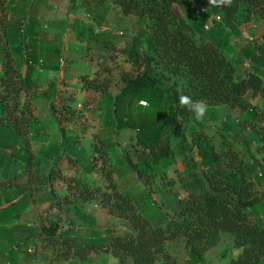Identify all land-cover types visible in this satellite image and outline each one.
<instances>
[{
	"label": "trees",
	"instance_id": "trees-1",
	"mask_svg": "<svg viewBox=\"0 0 264 264\" xmlns=\"http://www.w3.org/2000/svg\"><path fill=\"white\" fill-rule=\"evenodd\" d=\"M8 1L0 0V6ZM110 1L123 15H135L141 24L142 31L130 35L123 48L132 69L122 73L123 84L116 94L110 91L108 76L100 79V74L111 68L100 61L95 69L97 75L84 74L80 80L87 89L99 93V106L109 113L113 129L103 144L86 157L76 136L63 124L76 115L73 105L76 97L64 93L52 82L49 105L61 135L56 147L55 140L49 145L44 142L40 152L46 156L56 152L61 156L67 154L81 175H94L101 170L108 178L106 188L102 189L93 180L86 181L79 189L81 199L87 202L98 196L111 213L127 219L133 230H120L114 225L82 228L69 218H66L69 226L65 228L60 221L52 220L41 229H33L17 251L22 249L27 254L41 238H47L65 244V257L73 249L81 259L93 251H110L118 264H154L161 256L167 259L169 240L183 238L188 254L184 264H204L206 251L226 231L233 236L237 255L231 264H264V109L259 111L252 103L258 97L264 98V33L242 45L239 40L244 34V23L254 16L264 20V0H233L231 6H214L209 0ZM71 3L68 13L77 8V0ZM27 5L26 19L6 23V42L0 41V148L6 154L4 158L11 161L28 157L26 170L31 167L33 154L21 123L17 124V117L13 115L19 94L35 84L36 67L48 50L47 32L41 20L35 19L39 2L30 0ZM92 9L87 6L83 12L89 13ZM78 23H67L72 34L77 25L86 26L85 21ZM2 24L0 21V31ZM97 25L100 28L95 40H102V50L123 39L121 35L113 36L111 28L104 23ZM50 52L59 55L62 50L55 46ZM235 56L247 68L246 74L238 79ZM19 61L24 62V73ZM55 68L59 70L57 65ZM180 95H188L194 101L203 100L211 107L239 108V112L232 114L236 129L227 121L230 118L221 124L210 123L212 115L202 121L195 120L193 113L179 106ZM11 99L15 102L13 106ZM29 108L25 100L23 111ZM212 129L216 133L210 134ZM122 130H129L133 155L123 151L113 155L116 140L106 141L111 133L117 139ZM5 147L12 151L7 152ZM176 156L185 168L176 177L169 178L162 164ZM117 157L120 165L129 168L143 183L141 199L118 189L113 179L114 171L121 169V166L116 168L114 158ZM100 159L110 167L99 166ZM199 160L212 186L228 197L211 195L199 173ZM61 172L54 162L48 175L34 173L33 180L38 187L23 185L20 189H25L21 191L24 194L17 197L0 192V225L10 222L12 217L20 218L40 193L50 196V207L61 205L63 210V205L57 204L53 186L55 177L62 180L65 176ZM18 175L17 172L6 174L9 179ZM70 181L74 188L78 187L76 184L80 186L78 177L72 176ZM178 190L184 192L183 197L177 194ZM152 193L159 194L161 199L154 200ZM170 193L176 194L172 200ZM2 198H6L7 204L14 202L5 205ZM72 200L66 193L63 201L72 205ZM148 209L158 218L157 223L146 216ZM13 252L14 248L9 256Z\"/></svg>",
	"mask_w": 264,
	"mask_h": 264
},
{
	"label": "rangeland",
	"instance_id": "rangeland-1",
	"mask_svg": "<svg viewBox=\"0 0 264 264\" xmlns=\"http://www.w3.org/2000/svg\"><path fill=\"white\" fill-rule=\"evenodd\" d=\"M106 9L109 14L114 11H119L117 7L92 9V11L94 13L99 10V13L102 14ZM92 11L90 12L92 13ZM123 17L121 19V17L114 16V18L105 24V26L111 28L113 36L121 35L123 38L114 42L113 45L108 47L105 51L101 49V46H104L102 40H95L96 32H99L98 30L100 28L97 24L101 22V19L96 15L86 18L85 24L87 27L81 25L83 30L77 25L76 32L73 34L72 32L69 33L70 28H68V26L65 29L62 28L59 30H56L55 28V31L54 29H51V27H48L47 36L48 34H51L52 37L47 38L46 46L48 50L43 53L42 63L40 62V65H37L39 67V74L36 75V82L31 89L19 94L18 105H16L17 109L15 110V115H13L14 118L17 117V124L19 122L21 123L20 128L28 139L29 144H27V146L33 154V162L31 167L26 170L25 167L28 163V157H17L18 160L11 161L9 158H4L6 157V154L0 148V192H4L5 195L9 194L11 197H17L21 193L22 190L20 187L23 185L38 187L39 184L34 183L33 181L34 173L48 175L55 162V168L60 167L62 171L61 173L65 175L64 177L61 176L62 180H57L56 177L55 180L53 179L56 201L58 202L57 204L63 205V210L60 209L61 205L50 207L49 203L51 202H49L50 196L48 194H36L34 213L31 212V205V210L28 214L20 218L12 217L10 222L0 225V236L3 235V232L5 231L9 236L12 235L13 237L11 241L2 240V242H0V264L6 263V259H9V251L13 248L15 249V252L11 253L12 256L15 257L20 255V252L17 250L18 246L24 239V233L20 230V226L25 229L28 226V222H33L40 228L50 221L55 220L60 221L62 225L67 228L69 226L67 219L69 218L75 221L74 223H76V225H82L83 227L91 225H114L118 226L120 230H133L132 224L127 219L111 213L107 207L101 204L98 196L87 202L81 199L79 189L84 183H86V181L93 180L96 185H102V189L106 188L105 183L108 178L104 176L105 174L102 173L101 170L94 175H81L67 154L61 156L56 152L46 156L44 153L42 154L40 152V146L44 142L51 141L52 143L55 140L56 147V145H58L57 142L59 143V136L61 135L59 124H57L53 119V116H51L52 112L49 105V94L52 92V82L55 83L64 93H71L76 97V100L73 103L76 108V115L69 118V120L64 121L63 124L69 133H73L76 136L78 144L83 148V153L86 157H90L95 148L103 144V139H105L106 135L113 129L112 124L109 121V113L106 109H101L99 106V101L101 100V98L98 97L99 93L95 92V90L87 89L80 78L84 74H87L89 77L97 75L95 69L100 61L106 66L111 67L107 72L100 74V79H103L104 76H108L111 80L110 91L114 94L119 91L123 84L121 77L122 73L128 72L132 69L126 54L123 52V48L125 47V44H127L126 39H130V35H135L142 31L140 21L135 15L124 14ZM108 19L109 18H107V20ZM4 25L6 24H2V30L4 29ZM45 26L46 25L44 24L43 29L44 31H47ZM243 29L244 34L239 38L241 45L246 41H255L262 33H264V20L258 16H254L250 21L243 24ZM120 31H122L123 34H121ZM0 41L2 44L6 42L3 37L0 38ZM55 46L62 50L59 55L50 52ZM49 48H51V50H49ZM233 60L237 70L236 78L238 79L246 74L247 68L238 56L233 57ZM19 62H21L22 68H24V62ZM56 65L59 67V70L55 68ZM0 70H2L1 64ZM49 74L52 75L51 78ZM23 99L28 100L30 106L29 110H26V112L23 111ZM11 103L13 106L15 102L11 99ZM252 103L257 105L259 111H263V97L254 99ZM144 105L148 106L147 104ZM207 106L205 117L207 115L213 116L211 121H209L210 123L221 124L222 121L230 118L227 121L231 122L233 126L236 124L232 114L234 115L239 112V108H230L227 105L211 107L207 104ZM234 127L236 129V126ZM128 131L122 130L117 135V139L114 138V134L111 133L110 138L106 139L108 143L116 140V148H114L113 155L117 156V154H121L122 151L129 152L133 155L134 152L131 149L132 139H130V133ZM214 133L216 132L212 129L210 134ZM188 135L190 136V132H188ZM190 139L193 141L192 138ZM104 145L107 147L106 143ZM5 150H8L7 152L12 151L11 148L7 147H5ZM21 153L25 155V151ZM114 159L116 161V168L119 169L121 166V169H119V171L115 170L113 175V179L117 182L118 189L121 192L141 199L144 196L143 183L140 182L134 172L129 168L126 167V169L123 168V164L120 165L118 157ZM197 159L199 158L197 157ZM88 162L89 159L86 158V163ZM99 166L108 168L109 165L103 163L100 159ZM162 167L167 170L169 178L171 176L176 177L177 174L183 172L185 168L181 158L178 156L172 159L171 162H164ZM11 172H17L19 175L16 178L9 179L6 174ZM72 176L78 177L80 186L76 184L78 187L74 188V186L70 184L72 182L70 181V177ZM24 191L25 189H23L22 192ZM66 193L71 195L73 199L72 201H74L72 205H68L63 201ZM177 194L181 197L184 196V192L180 190H178ZM175 196V193H170L169 198L172 200ZM29 198L25 200H28ZM152 198L158 201L161 199V196L157 193H152ZM5 200L6 198H2V202L6 205L7 202H5ZM63 211H65V213H63ZM77 211H80V213L85 215L86 218L80 217V213L78 214ZM145 214L152 220V222H158V218L153 215L150 209H148ZM91 219L97 220V222H93ZM10 228H14L15 231L10 230ZM39 245L42 247L43 251H38V255L43 253V255L47 254L53 256L57 254L55 252H58V250H67L64 243L60 241L49 242L47 238H41L38 246ZM58 245H63L64 247L55 250V246ZM166 250V253L168 254V257H166L167 259L161 256L154 264H184L188 259L187 249L183 238L169 240ZM225 250L228 251L226 255H224ZM20 251H22V249ZM68 251L69 252H66L68 256L73 254V250ZM109 253L112 254L110 251ZM93 254L97 255L96 251L93 252ZM73 255L77 257L75 252ZM236 256L233 236L231 233L225 231L222 233L221 240L206 251V261L204 264H231L232 259ZM83 259L84 258L81 260ZM111 261H114V264H118V259L115 255L109 256L108 264H111Z\"/></svg>",
	"mask_w": 264,
	"mask_h": 264
},
{
	"label": "crops",
	"instance_id": "crops-1",
	"mask_svg": "<svg viewBox=\"0 0 264 264\" xmlns=\"http://www.w3.org/2000/svg\"><path fill=\"white\" fill-rule=\"evenodd\" d=\"M29 1L30 0H9L7 3L3 4L2 7L0 6V21L5 23V24L8 23L9 21L23 22L26 19L25 11H26V8L28 6L27 4L29 3ZM38 2H39V6H38V11H36V18L35 19L41 20L42 24L46 25L45 28L47 29V31H45V32H48V27H51V29H54V31H55V28H56V30H59L62 28L65 29V28H67L68 22H79L81 24L83 21L86 20V18H88V17L90 18L93 15H96L98 18H100L101 22L104 24L108 23L109 20L114 18V16L119 17V18L121 17V19L124 16L120 11H114V12H111L109 14V13H107L108 12L107 9L102 14L99 13V10L95 11L94 13L92 10H91L92 13L91 12H89V13L83 12V9L86 8L87 6H89L90 8H93V9L115 7L114 4L112 3V1H110V0H106V2L103 4L85 2L84 0H77V3H76L77 8L72 13L67 12V9L69 7L72 8L71 0H38ZM95 13H97V14H95ZM107 18H109V19L107 20ZM69 30H70L69 33H71L72 29L70 28ZM1 37H3V39L6 40L5 28L0 31V38ZM50 37H52V35L48 34V38H50ZM54 37H55V34H54ZM41 61L42 60H40V62ZM38 65H40V64H38ZM24 72H25V67L22 70V73H24ZM37 74H39V67L38 66L36 67L35 78H36ZM49 76H50V78L52 77L51 74H49ZM23 102L25 103V100ZM49 144H51L50 141L46 142V145H49ZM34 183H37V182L34 181ZM13 202L14 201H11L8 204H11ZM30 210H31V208H29V210H27L25 213H23L20 217H23L24 215L28 214L30 212ZM31 212L32 213L35 212V204L32 205ZM91 220L93 221L94 219H91ZM96 222H97V220H96ZM27 224H28V226L25 229H23V227L20 226V230L24 233L23 238H25V239L30 235V233L33 229H41V227L39 228V226H37L33 222H28ZM77 226L83 228L82 225H77ZM10 230L15 231L14 228H10ZM12 238H13L12 235L9 236L4 231L3 235L0 236V242L2 240H5V241L10 240L11 241ZM23 240H22L21 244L24 242ZM39 241L37 242V244H35L34 246H32L31 248L28 249L27 254H25V251L22 250V251H20V253H19L20 255H18V256L13 257V256L7 255L9 259H6L5 264H108L109 263L108 262L109 256L113 255V254H110L108 251L96 252L97 255H94L93 252H95V251H93V252H90L86 258L81 260V258L75 257L73 255L74 251H75L73 249V251H72L73 254L68 256V257H65L63 252H62V251H64V249L58 250V248L64 247L63 245L55 246V250H58V252H55V253H57L56 255H53V256L47 255V254L43 255V253L38 255L37 254L38 251H43L42 247L40 245L38 246ZM38 249H40V250H38ZM30 253H32L33 255L30 256L29 255ZM111 264H114V261H111Z\"/></svg>",
	"mask_w": 264,
	"mask_h": 264
},
{
	"label": "clouds",
	"instance_id": "clouds-1",
	"mask_svg": "<svg viewBox=\"0 0 264 264\" xmlns=\"http://www.w3.org/2000/svg\"><path fill=\"white\" fill-rule=\"evenodd\" d=\"M233 0H209V3L214 6H231ZM143 104L144 102L141 101ZM179 106L181 108H187L189 112L194 114V119L197 121H202L207 112V104L203 100L194 101L188 95H180L179 96Z\"/></svg>",
	"mask_w": 264,
	"mask_h": 264
},
{
	"label": "water",
	"instance_id": "water-1",
	"mask_svg": "<svg viewBox=\"0 0 264 264\" xmlns=\"http://www.w3.org/2000/svg\"><path fill=\"white\" fill-rule=\"evenodd\" d=\"M199 173L203 177V179L205 181V185H206L207 189L209 190V192L211 193V195L228 197V194L219 192L212 186V184L210 183L209 179L207 178V176L205 174V171L202 168V163L200 160H199Z\"/></svg>",
	"mask_w": 264,
	"mask_h": 264
},
{
	"label": "built area",
	"instance_id": "built-area-1",
	"mask_svg": "<svg viewBox=\"0 0 264 264\" xmlns=\"http://www.w3.org/2000/svg\"><path fill=\"white\" fill-rule=\"evenodd\" d=\"M200 11L201 12H203L204 11V7H202V8H200ZM218 19H219V17H217ZM207 28H208V26H207ZM120 33L121 34H123V32L122 31H120ZM42 62V61H41ZM143 104H147L148 105V103L147 102H144Z\"/></svg>",
	"mask_w": 264,
	"mask_h": 264
}]
</instances>
